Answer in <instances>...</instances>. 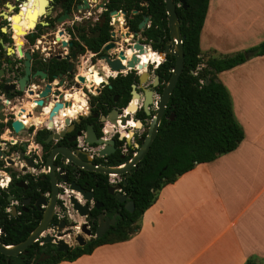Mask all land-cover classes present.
Here are the masks:
<instances>
[{"label":"flooded vegetation","instance_id":"flooded-vegetation-1","mask_svg":"<svg viewBox=\"0 0 264 264\" xmlns=\"http://www.w3.org/2000/svg\"><path fill=\"white\" fill-rule=\"evenodd\" d=\"M150 1L139 0L137 8L126 11L110 7L111 0H0V211L25 229L50 208L40 237L61 239L67 249L97 238L98 225L105 227L102 234L107 232L121 209L130 212L124 208L132 202L127 171L101 174L81 166H121L129 160L170 78L176 41L170 37L164 0L156 2L164 18L151 27ZM170 1L180 31L185 0ZM132 56L137 59L133 67L118 71L105 61L125 65ZM128 73L131 80L120 94L95 105L94 97L104 85L111 86L110 78ZM133 95L129 122H114L117 117L109 112L116 110L121 118ZM12 121L21 122L23 130L14 132ZM70 199L87 205L81 208L87 213L72 210ZM112 204L120 207L114 210ZM38 242L45 244L41 257L59 251L53 241Z\"/></svg>","mask_w":264,"mask_h":264},{"label":"crops","instance_id":"crops-1","mask_svg":"<svg viewBox=\"0 0 264 264\" xmlns=\"http://www.w3.org/2000/svg\"><path fill=\"white\" fill-rule=\"evenodd\" d=\"M263 37L264 0H208L199 33L205 56L242 50ZM217 78L243 130L238 145L163 186L126 240L55 264H243L250 256L264 258V54Z\"/></svg>","mask_w":264,"mask_h":264},{"label":"trees","instance_id":"trees-1","mask_svg":"<svg viewBox=\"0 0 264 264\" xmlns=\"http://www.w3.org/2000/svg\"><path fill=\"white\" fill-rule=\"evenodd\" d=\"M139 0H111L110 7L130 11L138 7ZM157 0L150 1L151 27L164 18ZM208 0H185L180 8V33L182 38L183 66L169 95L166 111L162 116L155 136L143 157L133 167L127 179L126 189L133 202V210L121 209V216L107 232L83 246H75L49 254L36 261L45 244L33 242L25 253L5 256L0 253V264H55L72 261L83 254H89L96 246L126 240L139 225L138 220L145 209L156 200L161 188L174 182L181 174L195 165L212 161L217 156L233 150L243 137V130L232 111L230 95L218 80L217 73L234 67L247 59L264 54V39L257 44L226 54L201 56L199 33L206 13ZM134 26V22L132 24ZM99 41L96 49L99 47ZM195 72V73H194ZM131 80L130 74L117 75L109 79L110 87L94 97L96 105L110 100L113 94H120ZM199 80H202L200 83ZM96 101V102H95ZM98 105V103H97ZM122 105V104H121ZM172 118H169V115ZM121 159L114 160L119 164ZM114 210L120 204H112ZM27 228L0 211V240L4 245L23 240L39 218ZM256 257L250 256L243 264H254Z\"/></svg>","mask_w":264,"mask_h":264},{"label":"water","instance_id":"water-1","mask_svg":"<svg viewBox=\"0 0 264 264\" xmlns=\"http://www.w3.org/2000/svg\"><path fill=\"white\" fill-rule=\"evenodd\" d=\"M165 2V9H166V17L168 20V27H169V33H170V37L174 38L176 41L175 44V49L174 51L170 52L171 54H174L175 56V64L172 70V73L170 75V78L167 82V84L164 86L161 94L158 96V98L155 100V105L156 108L153 112V114L151 115V118L149 120L148 123V127H147V132L145 137L142 140V143L140 144V146L138 147L137 151L135 152V154H133L129 160H126L123 162V164L121 166H102V165H97V166H91L88 164L85 165H79L78 163H76L77 166H81L82 168L86 169V170H91V171H95L101 174H114V175H119L121 173H123L124 171H127V176L130 175L131 172V168L143 157V155L146 153V151L149 148V145L151 144L162 112L164 110V107L167 103V100L169 98V95L172 91V88L174 86V84L177 81V78L181 72L182 66H183V53H182V38L183 36L180 34L179 31V20L176 17V14L174 13V9H173V4L170 0H164ZM139 48V52L141 53V49L139 46H136ZM120 58H122L123 56L121 55V53H119ZM137 59L132 56L131 60L128 61L125 65L121 64L119 60H109L108 58H105L106 64L108 65V67L111 70L114 71H118V70H122L125 69V67H133V63L136 61ZM138 68H141L140 64H137ZM135 98V96L133 95L131 97V101L129 102V104L126 105L125 107V112H127L128 114H126L125 112L123 114L120 115L121 117V122L119 123L120 125H125V121L129 119V112L133 111L135 109V105L133 103V99ZM151 100L150 94L147 97V100H145L144 102V109L146 114H149V111L146 109V105L148 104V102ZM115 115L118 116V112L116 110L110 111L109 115ZM172 118V117H171ZM135 124L138 125V121H135ZM10 127L12 128V130L14 132H21L23 130V125L21 124V122L19 121H12L10 123ZM88 142H91L92 140H87ZM97 143H101L102 140L100 139H96L95 140ZM106 152L100 151V154H103ZM49 158V156H48ZM119 187V186H116ZM116 196L118 197V200H121V197L119 195L116 194ZM70 202L72 204H70L71 209L75 210L76 212H78V214L80 215H84L86 214V210H81V208H83L84 204H75V202L70 199ZM124 208L127 209L128 211H132L133 209V203L130 202V204H124ZM50 217V208L46 209L41 217V219L39 220V222L37 223V225L27 234V236L21 240L18 243L15 244H9V245H4L1 240H0V253L5 255V256H14L20 252H25V248L29 245H31L33 242L35 241H39L41 240L42 243H47L49 241H53L56 246L57 249L59 251L65 250L67 249L68 245L61 239H56V238H52V237H48V235H44L42 238L40 237V234L44 231V229L48 226V219ZM114 220V216L111 217L109 223H113ZM105 227H100L99 225L96 227L95 230V237H100L101 234L104 232ZM79 245H82V242L78 241ZM48 255H45L44 257L38 256V258L36 259V261H42L45 258H47Z\"/></svg>","mask_w":264,"mask_h":264},{"label":"rangeland","instance_id":"rangeland-1","mask_svg":"<svg viewBox=\"0 0 264 264\" xmlns=\"http://www.w3.org/2000/svg\"><path fill=\"white\" fill-rule=\"evenodd\" d=\"M263 39H264V37H263ZM261 41V40H260ZM258 42H254L251 46H253V45H255V44H257ZM250 47V46H249ZM234 50V49H233ZM233 50H229V51H233ZM202 52V51H201ZM220 52H215V55L216 54H219ZM205 55L206 54H204V53H202V57L204 58L205 57ZM254 264H264V258H256V260H255V263Z\"/></svg>","mask_w":264,"mask_h":264},{"label":"built area","instance_id":"built-area-1","mask_svg":"<svg viewBox=\"0 0 264 264\" xmlns=\"http://www.w3.org/2000/svg\"><path fill=\"white\" fill-rule=\"evenodd\" d=\"M195 73V72H194ZM199 82L201 83L202 82V80H199ZM123 112H125V110L123 109L122 110ZM64 192H65V194H66V197H64V198H62V200H64V201H66L67 200V191L66 190H64ZM66 205V204H65Z\"/></svg>","mask_w":264,"mask_h":264},{"label":"bare ground","instance_id":"bare-ground-1","mask_svg":"<svg viewBox=\"0 0 264 264\" xmlns=\"http://www.w3.org/2000/svg\"><path fill=\"white\" fill-rule=\"evenodd\" d=\"M134 103V102H133ZM126 114H128L127 112H126ZM117 118H115L113 121L114 122H121V118H119L118 116H116ZM129 122V120H127V123Z\"/></svg>","mask_w":264,"mask_h":264},{"label":"snow or ice","instance_id":"snow-or-ice-1","mask_svg":"<svg viewBox=\"0 0 264 264\" xmlns=\"http://www.w3.org/2000/svg\"><path fill=\"white\" fill-rule=\"evenodd\" d=\"M97 82H99V81H97Z\"/></svg>","mask_w":264,"mask_h":264}]
</instances>
